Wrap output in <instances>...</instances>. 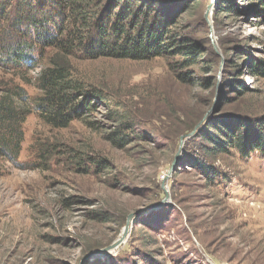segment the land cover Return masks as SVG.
Here are the masks:
<instances>
[{"label": "rangeland", "instance_id": "rangeland-1", "mask_svg": "<svg viewBox=\"0 0 264 264\" xmlns=\"http://www.w3.org/2000/svg\"><path fill=\"white\" fill-rule=\"evenodd\" d=\"M148 1L194 62L71 57L104 99L65 129L20 124L16 163L0 156V264H264V155L230 142L264 141V10ZM37 71L1 68L0 86L34 96Z\"/></svg>", "mask_w": 264, "mask_h": 264}, {"label": "trees", "instance_id": "trees-1", "mask_svg": "<svg viewBox=\"0 0 264 264\" xmlns=\"http://www.w3.org/2000/svg\"><path fill=\"white\" fill-rule=\"evenodd\" d=\"M101 1L0 0V69L38 70L34 81L38 94L34 96L19 85L0 86V156L16 163L22 141L19 126L31 113L48 127L60 130L95 111L96 101L104 97L76 75L71 57L79 51L88 59L135 60L177 53L184 57L185 65L194 62L195 44L184 37L177 42L168 38L170 18L158 14L154 2L107 0L100 7ZM257 2L264 10V0ZM153 11L156 14L150 20ZM263 69L252 66L251 72L264 74ZM234 136L237 141L230 142L242 153L248 148L260 149L264 155V141L255 139L248 146L239 133Z\"/></svg>", "mask_w": 264, "mask_h": 264}, {"label": "water", "instance_id": "water-1", "mask_svg": "<svg viewBox=\"0 0 264 264\" xmlns=\"http://www.w3.org/2000/svg\"><path fill=\"white\" fill-rule=\"evenodd\" d=\"M128 216L130 217L131 215H128ZM119 243H120V239H119V241H118V242H115V243H113L112 245H110V246H108V247H105V248H103V249H102V251H105V252H107L109 249L116 248V247L119 245Z\"/></svg>", "mask_w": 264, "mask_h": 264}, {"label": "bare ground", "instance_id": "bare-ground-1", "mask_svg": "<svg viewBox=\"0 0 264 264\" xmlns=\"http://www.w3.org/2000/svg\"><path fill=\"white\" fill-rule=\"evenodd\" d=\"M124 232V231H123ZM123 234L121 233V235L119 236V238L115 241V242H118L119 241V239H120V237L122 236Z\"/></svg>", "mask_w": 264, "mask_h": 264}]
</instances>
